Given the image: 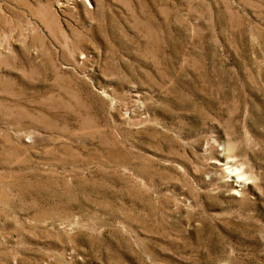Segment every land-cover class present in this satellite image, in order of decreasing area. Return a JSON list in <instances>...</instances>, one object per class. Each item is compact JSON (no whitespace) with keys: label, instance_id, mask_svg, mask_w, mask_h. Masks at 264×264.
Here are the masks:
<instances>
[{"label":"rangeland","instance_id":"obj_1","mask_svg":"<svg viewBox=\"0 0 264 264\" xmlns=\"http://www.w3.org/2000/svg\"><path fill=\"white\" fill-rule=\"evenodd\" d=\"M59 1L0 0V264H264V0Z\"/></svg>","mask_w":264,"mask_h":264},{"label":"bare ground","instance_id":"obj_2","mask_svg":"<svg viewBox=\"0 0 264 264\" xmlns=\"http://www.w3.org/2000/svg\"><path fill=\"white\" fill-rule=\"evenodd\" d=\"M66 2H67V1H66ZM66 2H65V3H66ZM58 3L61 5L62 1H59V0H58ZM67 3H68V2H67ZM68 4H69V3H68ZM63 5H64V4H63ZM65 5H66V4H65Z\"/></svg>","mask_w":264,"mask_h":264}]
</instances>
